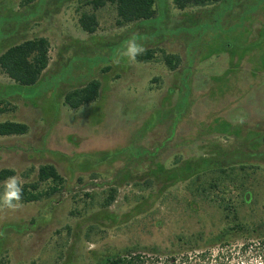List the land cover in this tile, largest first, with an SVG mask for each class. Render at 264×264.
<instances>
[{"label": "rangeland", "instance_id": "obj_1", "mask_svg": "<svg viewBox=\"0 0 264 264\" xmlns=\"http://www.w3.org/2000/svg\"><path fill=\"white\" fill-rule=\"evenodd\" d=\"M22 1L0 0V56L43 37L50 62L30 87L0 70V110L7 109L0 123L29 127L27 135L0 137V170L16 171L25 184L37 180V172L26 177L30 169L51 164L66 188L51 200L0 208V264H98L126 247L226 229L228 212L209 177L170 179L204 157L233 164L253 197L239 215L264 219V0L185 11L156 0L155 18L126 27L108 6L96 12L94 34L80 26L92 10L85 0ZM131 38L144 50L179 55L181 66L171 72L163 62L122 56ZM94 79L102 85L95 103L65 105L67 93ZM231 191L228 202L240 201Z\"/></svg>", "mask_w": 264, "mask_h": 264}, {"label": "trees", "instance_id": "obj_2", "mask_svg": "<svg viewBox=\"0 0 264 264\" xmlns=\"http://www.w3.org/2000/svg\"><path fill=\"white\" fill-rule=\"evenodd\" d=\"M36 0H23L22 7H27ZM174 6L185 11L191 8H208L221 3L223 0H172ZM84 6L92 9L85 11L80 16V26L88 34L96 33L99 21L96 12L105 7H113L117 12V26L126 27L130 24L151 20L156 17V0H85ZM50 42L47 38L38 37L25 40L9 47L0 56V70L9 79L21 87L37 85L47 70L50 62ZM160 57V58H159ZM138 63L163 62L171 72H175L182 63L179 55L169 54L164 49H147L136 56ZM109 70L107 68L105 71ZM101 82L92 80L81 88H77L65 95V105L73 110L95 103L101 92ZM0 104H6L5 101ZM2 109L0 112H6ZM29 133L26 124L18 122L0 123V137L24 136ZM179 163V160L177 161ZM196 168L185 167L183 171L171 172L170 179L182 178L185 173L208 177L207 183L210 190L218 191L214 200L225 204L230 225L218 233H210L208 237L203 233L193 236L179 235L168 246L159 245H134L126 247L112 256H104L98 264H233L231 261L239 259L237 264H264V219L259 223L245 222L239 215V205H250L253 202L251 191L239 179L228 162H217L214 159L204 157L197 162ZM231 167V168H229ZM250 166H241L247 175ZM252 168V166H251ZM37 172V180L22 184V198L20 204L39 203L51 200L60 195L66 188V180L58 169L51 164L42 165L36 171L30 169L26 177ZM161 169L160 173H163ZM17 176L12 169L0 170V191L4 182ZM206 181V179H205ZM197 180L195 181V183ZM147 187L153 186L148 181ZM240 192V201L231 202L228 195L231 189ZM207 192L206 190H204ZM219 195H222L219 198ZM117 196V190H112L104 200L105 208L111 207ZM238 198V195L236 196ZM17 204V202H13ZM0 208H10L0 203ZM242 239V245L234 244V241Z\"/></svg>", "mask_w": 264, "mask_h": 264}, {"label": "clouds", "instance_id": "obj_3", "mask_svg": "<svg viewBox=\"0 0 264 264\" xmlns=\"http://www.w3.org/2000/svg\"><path fill=\"white\" fill-rule=\"evenodd\" d=\"M144 48L139 45L134 38L127 41L126 47L121 53L129 59L134 60L137 55L143 53ZM118 62V61H116ZM22 198V185L18 179L13 176L9 177L3 184L2 191H0V203L8 207H15V203L20 202Z\"/></svg>", "mask_w": 264, "mask_h": 264}]
</instances>
